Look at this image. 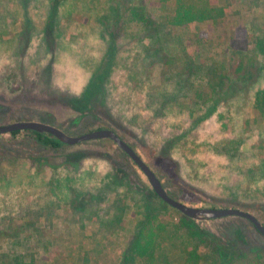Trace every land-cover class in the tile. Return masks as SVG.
I'll return each instance as SVG.
<instances>
[{
	"label": "rangeland",
	"instance_id": "rangeland-1",
	"mask_svg": "<svg viewBox=\"0 0 264 264\" xmlns=\"http://www.w3.org/2000/svg\"><path fill=\"white\" fill-rule=\"evenodd\" d=\"M58 1L59 26L48 38V0H0V126L37 121L69 136L110 129L170 198L235 208L264 225V108L256 102L264 54L255 48L264 41V0L257 8L253 0H219L224 16L215 29L211 22L169 29L172 0H145L154 38L124 20L104 32L100 18L115 0ZM105 60L103 98L83 108L79 100ZM148 202L153 259L129 264H264V238L250 222L197 221L163 205L110 140L53 149L25 131L0 136V264L14 257L28 264L31 251L33 264H59L71 250L93 252L95 264H122Z\"/></svg>",
	"mask_w": 264,
	"mask_h": 264
},
{
	"label": "trees",
	"instance_id": "trees-1",
	"mask_svg": "<svg viewBox=\"0 0 264 264\" xmlns=\"http://www.w3.org/2000/svg\"><path fill=\"white\" fill-rule=\"evenodd\" d=\"M169 1L171 0H158L160 4L164 5ZM259 1L260 0H253V5L254 3L258 4ZM114 3H116V6H111L112 4H109L107 7H104L105 13L100 18L102 20V27L104 29V32L108 33V29H106L107 26L110 27V29L118 27L122 20H124L125 25L129 23H133L134 25L136 24V26H138L145 32L151 31L154 33V35L158 32V27L154 25V20L146 9L145 0H115L113 4ZM172 3L175 5L173 15L167 18L165 23L169 29L184 27L190 23L201 22H211V25L215 29V27L220 24L218 23L220 18L224 16V10L222 7L217 5L216 0H172ZM46 4L49 9H47L46 26L44 32L46 34V37L48 35V38H50L52 31L56 32L59 26V19L61 18L59 13L61 3L58 0H48ZM256 6L255 8L258 7ZM256 12L255 14H257ZM111 20L112 24L110 23ZM154 37H156V35L152 38ZM255 48L258 49L260 53L264 54V41L262 39H258ZM111 53H113V51H110V53L107 54ZM105 62L106 60L96 70V72L92 76V79L90 80V83L84 90V94L79 100L81 107L87 108L90 105L92 106L95 102L94 98L96 100H100V98H103L104 91L101 85L103 81L102 78L104 77L103 72L107 69ZM243 84L246 85V83ZM236 90L237 88L233 89V91L231 92H234ZM175 97L176 95H174V98ZM180 97L182 96L180 95ZM256 102L258 103L259 107L262 106L264 108V89L257 91ZM262 110L264 111V109ZM96 129H101V127H97ZM25 132L31 134L34 137L35 142L41 146L50 147L53 149H59L63 146V144L49 135L39 134L31 131ZM20 133L21 131H15L10 133V135L12 137H15ZM158 200L163 205L167 206L159 198ZM154 212V207L148 202L144 219L139 223L133 241L131 242L127 252L124 253L125 255L123 257V261H121L122 264H129V262L134 261L135 258L153 259L152 257L156 249L155 240L157 237L156 230L154 231L153 227H151L153 220H155ZM19 258L20 257H14L12 259L14 264H22Z\"/></svg>",
	"mask_w": 264,
	"mask_h": 264
},
{
	"label": "water",
	"instance_id": "water-1",
	"mask_svg": "<svg viewBox=\"0 0 264 264\" xmlns=\"http://www.w3.org/2000/svg\"><path fill=\"white\" fill-rule=\"evenodd\" d=\"M15 131H31L39 134H46L55 138L61 144L68 146L92 140H110L133 162L134 165H136L147 179L153 193L168 207L189 219L197 221H211L225 217H239L250 222L255 230L264 238V225L248 212L235 208L191 207L170 198L152 169L141 159L128 143L110 129H96L79 136H69L52 125L37 121H18L0 126V136Z\"/></svg>",
	"mask_w": 264,
	"mask_h": 264
},
{
	"label": "crops",
	"instance_id": "crops-1",
	"mask_svg": "<svg viewBox=\"0 0 264 264\" xmlns=\"http://www.w3.org/2000/svg\"><path fill=\"white\" fill-rule=\"evenodd\" d=\"M216 2H217V5H219L218 4L219 0L218 1L216 0ZM20 247H21V244H20V246L16 247L15 251L17 252V250H18V252L20 253V251H19ZM77 252L78 253H74L73 250H71L67 254H64L61 256L59 255V257L56 258V260L58 261L57 263L61 264L60 261H62V263L65 264L67 261H76L75 264H93V263L95 264L96 261L99 259V257H97V255H95L93 252H90V251L88 253L85 251H82V252L77 251ZM37 256H38L37 252L33 253L31 251L29 258L26 261L29 262L28 264H33L32 262H33V260H36ZM113 256H114V254H110V255H107L105 258L110 259V258H113ZM63 261H65V262H63ZM48 263L49 262L46 261L44 264H48Z\"/></svg>",
	"mask_w": 264,
	"mask_h": 264
}]
</instances>
